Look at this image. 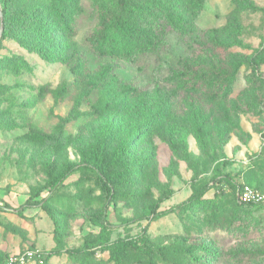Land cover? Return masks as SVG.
Here are the masks:
<instances>
[{"label":"rangeland","instance_id":"obj_1","mask_svg":"<svg viewBox=\"0 0 264 264\" xmlns=\"http://www.w3.org/2000/svg\"><path fill=\"white\" fill-rule=\"evenodd\" d=\"M102 2L0 0V24L5 4L14 25L0 34V259L37 248L49 257L28 264H124L109 247L146 233L154 245L202 243L201 264H264V202L238 204L229 186L264 191V0H203L194 33L171 31L160 65L153 55L129 64L100 53L90 35ZM172 9L189 11L179 1ZM186 62L197 75L222 67L218 97L194 87L171 96L170 69ZM121 82L134 92L123 95ZM99 140L107 154L127 150L102 227L92 216L106 196L92 170L47 186L85 163ZM206 181L214 185L208 201L183 203ZM27 199L49 204L60 236L40 204L24 207ZM88 233L100 243L85 240Z\"/></svg>","mask_w":264,"mask_h":264},{"label":"trees","instance_id":"obj_2","mask_svg":"<svg viewBox=\"0 0 264 264\" xmlns=\"http://www.w3.org/2000/svg\"><path fill=\"white\" fill-rule=\"evenodd\" d=\"M178 1L182 9H189V11H186L185 17L181 14L174 15L173 13V4ZM202 2L203 0H171L169 2L170 5L167 6L154 1H148L147 4H143L139 0H104L101 5L100 22L90 35L91 42L101 54L120 58L129 64L135 63L142 55H153L156 63L160 65L163 61L162 50L168 45L167 37L171 31L181 35L194 33L192 21ZM54 9L57 12H61V7L58 3H54ZM1 10L3 28L0 34L5 36L7 31L13 28L14 25L10 21L8 7L4 4ZM170 72L171 96L179 95L186 91L187 88L194 87L208 98L214 100L218 97L225 78V73L220 66H215L213 70L197 75L192 73L187 62L182 64V67H172ZM118 89L123 95L129 96L134 92L135 87L129 83L121 82L118 85ZM126 152L125 145L121 144L116 150L107 154L104 143L99 140L89 147L85 163L68 165L64 170L54 175L47 186L50 191H53L72 172L85 168L92 170L100 184L101 191L106 196L103 206L92 216V222L100 227L105 226L107 224L105 213L111 197L115 195V186L123 185L124 173L127 172ZM213 181L216 182L218 180L213 179ZM241 185L234 182L229 184L238 204L259 205L262 203L238 202L236 192ZM248 185L260 192H264L256 186ZM213 186L209 181L200 183L191 191L183 203L198 204L208 201L209 198H206L205 194ZM32 203L40 204L53 218L56 224L54 234L56 238L60 236V232L57 230V221L49 209V204L44 199L37 201L27 199L24 207L31 206ZM4 207H9V205L6 203ZM177 207L178 205L170 206L158 211L152 210L150 213L153 216L164 215ZM17 212L21 214V210L18 211L17 209ZM91 238L90 233L85 236V240L88 239L95 243H100L99 240ZM199 248L207 250L202 243H197L196 241L188 242L184 238L154 245L147 234L143 233L135 241L123 242L120 244V248L116 246L109 247V252L111 257L116 259L117 262L122 260L121 262L124 264H131V262L136 264H201L202 256H198L195 253V250ZM122 249H127L128 254H123ZM8 257L0 259V264H5ZM47 257L49 256L44 257L43 252L40 251L39 257H34V262L43 263L44 258ZM39 259H41V262L38 261Z\"/></svg>","mask_w":264,"mask_h":264},{"label":"built area","instance_id":"obj_3","mask_svg":"<svg viewBox=\"0 0 264 264\" xmlns=\"http://www.w3.org/2000/svg\"><path fill=\"white\" fill-rule=\"evenodd\" d=\"M236 198L240 203H260L264 202V193L255 188H252L248 184L243 183L237 189ZM39 252L40 250L37 248L26 249L25 251L19 252L15 255H10L5 261V264H28L30 261H35L34 257H39ZM38 261L41 262V259H39Z\"/></svg>","mask_w":264,"mask_h":264},{"label":"water","instance_id":"obj_4","mask_svg":"<svg viewBox=\"0 0 264 264\" xmlns=\"http://www.w3.org/2000/svg\"><path fill=\"white\" fill-rule=\"evenodd\" d=\"M1 30H2V23L0 24V32H1Z\"/></svg>","mask_w":264,"mask_h":264}]
</instances>
